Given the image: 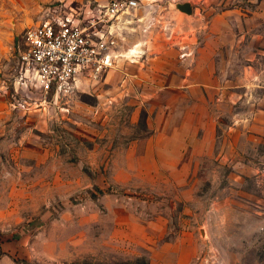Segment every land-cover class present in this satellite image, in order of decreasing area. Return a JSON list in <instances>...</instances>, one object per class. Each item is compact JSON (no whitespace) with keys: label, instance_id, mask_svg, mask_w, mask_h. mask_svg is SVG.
I'll use <instances>...</instances> for the list:
<instances>
[{"label":"rangeland","instance_id":"rangeland-1","mask_svg":"<svg viewBox=\"0 0 264 264\" xmlns=\"http://www.w3.org/2000/svg\"><path fill=\"white\" fill-rule=\"evenodd\" d=\"M110 2L0 0V264H264V138L199 102L264 91V0ZM57 6L112 65L45 93L19 56Z\"/></svg>","mask_w":264,"mask_h":264},{"label":"built area","instance_id":"built-area-1","mask_svg":"<svg viewBox=\"0 0 264 264\" xmlns=\"http://www.w3.org/2000/svg\"><path fill=\"white\" fill-rule=\"evenodd\" d=\"M141 1L111 0L108 12L134 10ZM101 40L95 24L85 25L81 13L73 19L63 15L62 6L49 8L46 19L25 33L21 69L43 92L53 87L67 92L77 81L96 79L111 68V57Z\"/></svg>","mask_w":264,"mask_h":264},{"label":"crops","instance_id":"crops-1","mask_svg":"<svg viewBox=\"0 0 264 264\" xmlns=\"http://www.w3.org/2000/svg\"><path fill=\"white\" fill-rule=\"evenodd\" d=\"M191 74H192V69L190 68L187 71L186 76L187 75L191 76ZM192 87L193 86L191 84L189 86L184 87V94L186 98L189 97L191 99ZM199 90L201 93H203V95L199 98V102L202 103L201 106L203 105L204 108L206 109L213 108V106L217 104H222L224 102L232 103L233 107L234 105L239 107L241 100H243L244 103H248V107H249L248 118H247V122L249 126L248 131L258 134L259 137L254 136V138L256 139L264 138V91H261L262 89H259L260 93L256 92L255 89L253 90L255 91L253 93H251L250 91H247L246 93L244 92L246 97L243 98V95H241L238 92V90L234 88L231 89V91H226L224 88L220 87L218 89L216 88L215 90H212V93H215V95L217 94L215 99L204 98V90L202 88ZM249 93L251 94L249 95ZM206 112L208 113V110ZM209 115L208 116L201 115L199 116V119L197 117V123L201 124L200 129L203 127V129L206 130V132L211 130L210 128L212 123H213V127L215 126V121L213 120V118H210ZM233 124L234 125L237 124L238 127H235L233 125L231 129L233 131L241 132L242 123H241V117L239 115L233 118Z\"/></svg>","mask_w":264,"mask_h":264},{"label":"water","instance_id":"water-1","mask_svg":"<svg viewBox=\"0 0 264 264\" xmlns=\"http://www.w3.org/2000/svg\"><path fill=\"white\" fill-rule=\"evenodd\" d=\"M172 7L173 9L189 16L193 13V6L191 3H177L172 5Z\"/></svg>","mask_w":264,"mask_h":264},{"label":"trees","instance_id":"trees-1","mask_svg":"<svg viewBox=\"0 0 264 264\" xmlns=\"http://www.w3.org/2000/svg\"><path fill=\"white\" fill-rule=\"evenodd\" d=\"M3 251H2V248H1V242H0V258L3 256Z\"/></svg>","mask_w":264,"mask_h":264},{"label":"bare ground","instance_id":"bare-ground-1","mask_svg":"<svg viewBox=\"0 0 264 264\" xmlns=\"http://www.w3.org/2000/svg\"><path fill=\"white\" fill-rule=\"evenodd\" d=\"M137 50V49H136ZM136 50H133L131 53H133V52H137ZM138 53V52H137Z\"/></svg>","mask_w":264,"mask_h":264}]
</instances>
